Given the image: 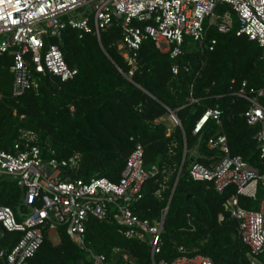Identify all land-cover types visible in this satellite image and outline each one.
<instances>
[{
  "label": "trees",
  "instance_id": "1",
  "mask_svg": "<svg viewBox=\"0 0 264 264\" xmlns=\"http://www.w3.org/2000/svg\"><path fill=\"white\" fill-rule=\"evenodd\" d=\"M227 6L221 4L217 11L223 13ZM234 20L227 32L206 20L205 39L188 38L183 53L176 57L154 40L145 39L131 78L126 76L130 65L117 47L119 25L102 30L100 38L93 33L80 37L77 29L68 27L61 38L50 37L46 43L58 44L78 74L62 81L34 71L35 84L19 97L12 96V57L0 55V148L11 150L22 130H32L46 159L81 154L79 166L70 170L73 177L104 176L116 181L130 153L141 144L145 165L156 164L159 171L147 180L144 197L133 204L134 211L158 220L170 201L162 251L155 261H172L183 245L188 252L211 256L216 264H250L238 220L224 207L234 186L220 193L207 182L193 180L188 171L192 161L207 163L209 156L217 154L218 150L208 146V138L224 132L231 152L264 172V157L254 137L257 126L248 124L244 116L249 102L234 93L243 80L264 87L263 48L246 34L237 35ZM212 38L217 43L210 49ZM175 64L177 73L172 69ZM215 106L222 110V125L210 119L195 134L196 121ZM170 111L181 122L174 129L163 120ZM262 197L264 187L260 186L258 199L241 196L240 202L257 208ZM21 202L17 182L0 177V204L16 209ZM20 235L5 231L0 249L11 246ZM58 235L55 242L46 234L31 264H82L91 262L93 252L106 255L114 264H127L125 254L134 264H155L149 244L126 237L112 219L90 221L87 248H81L63 227ZM260 259L264 260V253ZM0 264H4L1 257Z\"/></svg>",
  "mask_w": 264,
  "mask_h": 264
},
{
  "label": "built area",
  "instance_id": "2",
  "mask_svg": "<svg viewBox=\"0 0 264 264\" xmlns=\"http://www.w3.org/2000/svg\"><path fill=\"white\" fill-rule=\"evenodd\" d=\"M221 4L236 14L237 35L246 34L257 41L264 57V0H0V55L12 57V96H21L35 84L34 71L62 81L75 78L78 68L68 64L60 46L46 43L47 38H61L68 27L77 29L80 37L93 33L100 38L102 30L119 25L117 47L130 65L126 76L131 78L145 39L154 40L160 49L176 57L183 53L188 38L199 42L205 39L206 20L220 32L230 30L233 15L227 8L219 13ZM74 11H79L77 16L72 15ZM216 43L217 39L212 38L209 48ZM172 69L177 73L179 66L175 64ZM234 93L249 102L244 116L248 124L257 126L254 137L264 157V87L243 80ZM170 115L175 124H180L174 111ZM210 119L222 125L221 108L208 107L196 121L194 133H201ZM208 146L218 150L217 154L209 156L207 163L192 161L189 176L209 183L220 193L234 186L224 207L238 220L240 237L249 248L250 264H264L260 259L264 253V197L257 208L240 202L241 196L258 199L259 188L264 187V172L241 154H233L224 132L211 135ZM80 160L79 152L67 159H46L32 130H22L11 150L0 148V177L17 182L22 190L21 204L27 207V211L21 210L20 204L16 211L0 204V239L5 231L21 233L11 246L0 249L4 264H31L46 234L58 235L60 227L81 248H87L86 234L92 219H112L126 237L147 242L155 264H216L211 256L188 252L183 245L179 247L181 254L172 261H155L162 251L168 209L158 220L141 217L133 209V204L144 197L147 180L159 171L156 164L145 165L143 145H136L116 181L104 176L73 177L70 170L77 168ZM223 218L220 213L219 219ZM124 258L127 264H134L126 254ZM82 264L114 263L106 255L93 252L91 262Z\"/></svg>",
  "mask_w": 264,
  "mask_h": 264
},
{
  "label": "rangeland",
  "instance_id": "3",
  "mask_svg": "<svg viewBox=\"0 0 264 264\" xmlns=\"http://www.w3.org/2000/svg\"><path fill=\"white\" fill-rule=\"evenodd\" d=\"M227 10L231 11V9H230L229 6H227ZM78 12H79V11H74V12H72V15L77 16V13H78ZM231 13H232V15H233L234 12L231 11ZM234 15H235V16H234ZM234 15H233V19H236V18H237V17H236V14L234 13ZM234 21H235V20H234ZM162 45H163V47H165V46H166V43L163 42ZM192 45H193V43H192ZM163 51H166V50H163ZM163 120L168 124V126L170 127V129H174V127H175V123H174V121H173V119H172V117H171L170 114L164 116V117H163ZM20 204H21V203H20ZM15 210L17 211L18 208H16ZM50 237H51L52 240L55 241V242H58V241H59V239H58V235H57L56 233L50 235Z\"/></svg>",
  "mask_w": 264,
  "mask_h": 264
},
{
  "label": "water",
  "instance_id": "4",
  "mask_svg": "<svg viewBox=\"0 0 264 264\" xmlns=\"http://www.w3.org/2000/svg\"><path fill=\"white\" fill-rule=\"evenodd\" d=\"M176 117H177V115H176ZM177 118H178V117H177ZM178 120H179V123L181 124L179 118H178ZM169 206H170V201H169V203H168L167 209H169ZM21 210L27 211V207H26L25 204H21Z\"/></svg>",
  "mask_w": 264,
  "mask_h": 264
},
{
  "label": "crops",
  "instance_id": "5",
  "mask_svg": "<svg viewBox=\"0 0 264 264\" xmlns=\"http://www.w3.org/2000/svg\"><path fill=\"white\" fill-rule=\"evenodd\" d=\"M185 157H186V156H185ZM185 157H184V158H185ZM184 158H183V159H184Z\"/></svg>",
  "mask_w": 264,
  "mask_h": 264
}]
</instances>
